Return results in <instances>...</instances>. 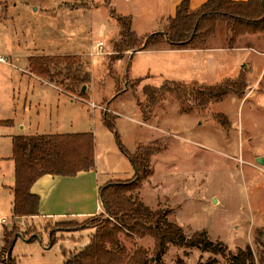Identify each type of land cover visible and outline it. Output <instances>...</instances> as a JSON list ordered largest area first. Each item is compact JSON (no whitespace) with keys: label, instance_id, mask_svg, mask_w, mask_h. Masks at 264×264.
<instances>
[{"label":"rangeland","instance_id":"1","mask_svg":"<svg viewBox=\"0 0 264 264\" xmlns=\"http://www.w3.org/2000/svg\"><path fill=\"white\" fill-rule=\"evenodd\" d=\"M157 1L111 0L110 7L117 15L131 17L132 29L137 31L141 44L148 35L163 30L164 25L136 21V5L143 9L144 5H150L149 2ZM90 3L98 7L89 11L72 10L74 6L84 7ZM110 7L105 6L103 0H0V56L12 65L6 67L0 63V67L10 70L13 83L10 85L6 73H0V87L7 85L10 89L14 86L16 91L18 87L22 94L28 91L26 79L29 84L39 83L27 76L25 70L27 57L42 56L41 49L64 53L77 46L89 49L88 46H94L98 40L103 42L101 55L91 57L92 49H89L83 51L82 56H76L82 70L90 74L85 103L77 101L79 88L72 89L70 81L64 77L63 66L51 70L52 73L61 70V76L43 79L61 92L59 105L63 110L76 115L78 120L83 115L93 120L91 133L101 153L97 163L99 183L104 179L127 182L134 175L114 134L102 122L101 114L107 112L116 117L115 130L122 146L130 153L139 148L152 174L131 192L134 196L152 209L168 211V219L180 226L186 237L204 233L213 243L224 244L230 253L249 246L255 264L263 263L264 24L260 29L246 28L234 18H222L205 37L202 48L228 51L216 56L211 54L210 58L208 54L204 64L202 61L188 63L185 59V67L175 70L169 68L175 59L171 62L162 57L155 59L156 55L147 53L130 57L134 50L129 49L124 52L121 67L116 62L110 65L114 45L119 42L118 29L108 18ZM73 36L79 39L74 46L67 43ZM5 55L12 57L8 59ZM148 68H152L151 73L144 77ZM159 70L162 73H158ZM133 75L143 77L138 85L130 80ZM166 80L184 81L185 84H180L187 97L208 86L235 83L236 86L234 91L211 101L205 110L190 99L180 100L174 92L167 93L159 96L144 120L139 107L144 100L141 88H158ZM191 81L199 84L188 83ZM7 95L0 92V120L15 118L6 102ZM32 96L34 99L41 97L38 90H34ZM11 134L19 132L15 128ZM7 145L0 140L1 154H5ZM0 166L4 171L5 167ZM1 178L0 175V181ZM0 216L9 220L8 224L0 225V234L3 226L10 229L12 224L26 237L37 234L29 243L17 239L11 253L16 264H63V249L71 242L69 236L60 238L56 234V242L46 250L49 246L47 234L57 227H80L90 223L43 220L21 224L11 217L10 205L1 190ZM120 238L128 250L143 247L150 256L153 254L154 243L149 237L136 239L121 235ZM162 261L165 264L210 261L229 264L221 255L178 246H170Z\"/></svg>","mask_w":264,"mask_h":264},{"label":"trees","instance_id":"2","mask_svg":"<svg viewBox=\"0 0 264 264\" xmlns=\"http://www.w3.org/2000/svg\"><path fill=\"white\" fill-rule=\"evenodd\" d=\"M111 0H103L110 7ZM98 4L74 6L73 9L90 10ZM234 18L240 26L256 28L264 24V0H207L197 11H189L188 0H182L176 7L175 15L169 18L162 31L148 35L145 41L138 43V38L132 31V19L129 16L117 15L109 8L108 18L117 27L119 42L114 45V53L110 65L123 59L124 52L145 50L149 47L165 43L172 49H202L205 37L214 30L216 22L222 18ZM109 65V67H110ZM63 66L64 77L70 81V86L79 88L80 98L85 100L86 88L90 83L88 70L83 71L76 56H31L28 58V72L40 79L52 80L61 76L62 71L53 69ZM111 68V67H110ZM110 70V69H109ZM111 73V70H110ZM141 79L135 80L138 85ZM234 85L224 84L199 89L191 97L183 93V86L175 82H163L160 87L143 86L141 88L144 100L140 103L141 115L147 120L149 113L158 101L159 96L174 92L180 100H192L200 109H206L213 100H219L235 90ZM105 127L115 136L122 155L127 158L134 170L130 181H108L98 189L99 199L104 214L90 217L78 227H57L49 231V247L56 242L58 232H78L94 229L89 238V244L77 253L70 255L64 264H165L162 257L170 246L198 249L226 258L229 264H255L254 255L249 246L238 248L230 253L222 243H213L204 233H194L186 237L183 229L168 219L169 212L152 209L134 196L131 192L141 186V182L152 174L147 170L146 160L139 148L134 153L128 152L120 143L115 130V116L107 112L101 114ZM219 121V117H216ZM223 124V121H220ZM0 126H12L11 120L0 121ZM92 133L64 135H30L12 137V154L10 160L14 164V185L12 187V218H28L37 216L39 212V197L31 193L34 182L44 176L72 177L79 172L94 168V143ZM20 231L15 224L10 229L2 228V246L0 263L6 264V254ZM21 233V232H20ZM34 241L37 234L31 233ZM121 235L127 238L153 239V254L150 256L143 247L128 250L121 241ZM9 264H16L10 256ZM201 264H216L210 261ZM261 264H264L261 263Z\"/></svg>","mask_w":264,"mask_h":264},{"label":"crops","instance_id":"3","mask_svg":"<svg viewBox=\"0 0 264 264\" xmlns=\"http://www.w3.org/2000/svg\"><path fill=\"white\" fill-rule=\"evenodd\" d=\"M181 1L182 0H158L157 2H149L150 5L149 6L144 5V8L142 7L143 9H140L136 5V21L142 20L143 23L148 25H152L153 23L159 22L161 25L163 24L165 26L167 20L175 15L176 7ZM206 1L207 0H188L189 11L191 13L197 11ZM232 1L244 2L246 0H232ZM72 10L78 11L76 9H72ZM135 35L138 38L137 31ZM73 37H71L69 41H67V43H70V45L74 46L76 45V42H78L79 39H76L77 36H73ZM99 41L100 40H98L97 42ZM88 48L93 50L94 46H88ZM89 49L83 48L81 46H77L73 48V50H71L70 52L58 53L57 51L59 50H56L54 52L51 51L45 52L44 50L41 49L40 53L43 54L42 56H66V55L82 56L83 51L86 52ZM232 50L235 51L237 49H232ZM226 51L228 50L203 49V48L202 49H172L167 44L161 43L154 47H149L145 50L136 51L133 54H131L130 57H133L137 54L147 53V54L156 55L155 59H157L158 57H162V59H166L168 61L170 60L173 61L175 59V62L170 61L172 65L169 66V68L176 70L177 67L180 68L182 66L185 67L184 65H186L187 63L185 59L188 60V63L190 62V63L200 64V62L202 61V63L204 64V62L207 60L206 58L209 55L210 58L211 54H214L216 56V54L225 53ZM31 56L33 55L27 57V69L25 71L27 76L34 78L39 83L34 82L32 84H29V82L26 79L25 85H26V90L28 91L22 94L19 91L18 87H16L17 91L14 90L15 89L14 86H11L10 89L7 88V85H5L4 87H0V92L4 91L6 94H8L7 95L8 99L6 100V102L8 103V107L11 113L15 115L14 119L9 118V119L0 120V121H5V120L12 121V126L10 127L0 126V130H1L0 140L8 144L5 150V154H1V150H0V165L5 167V170L2 171V167L0 166V175L2 177L0 181V190L3 193V197L5 201L10 205V213L12 211V202H13V193L11 189L14 185V164L10 160L12 154V137L30 136V135H64V134L91 133V129H92L91 125L93 123V120L87 115H83V117L78 120L76 115H73L69 111L62 109V107L59 105L60 103L59 98L61 96L60 95L61 92H59L54 85L28 72V58ZM0 57H4V56H0ZM11 57H12L11 55H5V58L11 59ZM130 57H128V60L130 59ZM176 58L178 62L176 61ZM128 60L125 61V65L127 64ZM115 62L121 64L122 67L124 64V59L117 60ZM1 64L6 67L11 65L8 61L7 63H1ZM6 67L1 66L0 73L1 74L3 73V75L4 73L7 74L6 77H8V80L11 85L12 75L10 70L9 69L7 70ZM151 69L150 68L146 69L144 73V77H146V75H149L151 73ZM158 73H162V71ZM138 79H141L142 81L143 77L136 78V75H133V78H131L130 80H138ZM19 81H21V79H19ZM166 81L185 84L184 81H175V80L174 81L166 80ZM188 83L199 84L196 81H191ZM202 85L200 84V86ZM34 90L39 91L41 96L39 99H34V97L32 96ZM68 99H70L69 100L70 102L73 101L72 98H68ZM77 101L85 103V100L84 101L77 100ZM15 128L19 132L18 135L11 134V130ZM93 139H94L93 140L94 168H92L89 171L79 172L72 177L44 175L38 178L30 189L31 193L39 197L38 215L28 218H15L13 220H18L21 224L30 223V222L38 223L43 220L52 221V222H72V221L82 222L90 217L104 214V210L99 199L98 189L103 184L113 180L104 179L101 183H99L100 175H98L97 172V163L101 153L98 151L96 145V139L94 135H93ZM0 217L3 218L2 216ZM93 233H94V229H88L78 232H58L57 234L60 238L66 235V237L69 236V239L71 240V242L68 244V247L63 249L64 253H63L62 263L64 264L66 262L70 253L73 252L77 253L80 250L84 249L89 244V238ZM1 236L2 233L0 234V238ZM1 246H2V240L0 244V249ZM49 248L50 247L48 246L46 250Z\"/></svg>","mask_w":264,"mask_h":264},{"label":"built area","instance_id":"4","mask_svg":"<svg viewBox=\"0 0 264 264\" xmlns=\"http://www.w3.org/2000/svg\"><path fill=\"white\" fill-rule=\"evenodd\" d=\"M103 49H104V44L103 42L99 41L94 45V48L89 53V56L93 57V56L101 55L103 53ZM0 63H7V61L3 57H0ZM78 100H81V99L79 98ZM8 222H9L8 219L0 217V225H6L8 224Z\"/></svg>","mask_w":264,"mask_h":264},{"label":"water","instance_id":"5","mask_svg":"<svg viewBox=\"0 0 264 264\" xmlns=\"http://www.w3.org/2000/svg\"><path fill=\"white\" fill-rule=\"evenodd\" d=\"M134 52H136V51H133L132 54H133ZM84 91H85V87L83 86V87H82V92H84ZM258 163H261V159H258ZM35 238H37V235H36ZM17 239H21L22 241H24V242L27 243V242H29V241L31 240V237H28L27 239H25L20 233H18V234L16 235L15 239L13 240V243H12L11 246L9 247V250H8V252H7V254H6V262H7V264H9V258H10V256H11V252H12V249H13L14 243L16 242Z\"/></svg>","mask_w":264,"mask_h":264}]
</instances>
